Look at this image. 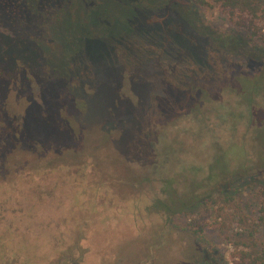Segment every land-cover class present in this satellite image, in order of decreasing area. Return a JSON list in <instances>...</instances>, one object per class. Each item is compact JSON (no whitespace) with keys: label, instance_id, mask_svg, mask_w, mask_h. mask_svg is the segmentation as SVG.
<instances>
[{"label":"rangeland","instance_id":"obj_1","mask_svg":"<svg viewBox=\"0 0 264 264\" xmlns=\"http://www.w3.org/2000/svg\"><path fill=\"white\" fill-rule=\"evenodd\" d=\"M32 2L20 31L0 27V201L20 216L0 225V264H233L236 248L264 249L252 166L264 98L239 85L261 73L264 44L191 0ZM190 88L203 98L187 94L182 121ZM222 161L215 188L234 200L203 208L209 186L191 202ZM23 166L82 168L76 204L66 185L37 196ZM167 197L190 203L171 220L148 211Z\"/></svg>","mask_w":264,"mask_h":264},{"label":"trees","instance_id":"obj_2","mask_svg":"<svg viewBox=\"0 0 264 264\" xmlns=\"http://www.w3.org/2000/svg\"><path fill=\"white\" fill-rule=\"evenodd\" d=\"M32 1L33 0H2V2H0V27L3 23L5 24V26H8L10 28L15 27L18 31H20L18 29L19 25L21 26L22 24H24V22H26L27 20L26 18L30 13L29 12L30 9L33 10L32 8L34 7L35 2ZM191 1L196 7L203 10L208 8H216L219 11V13L227 21L230 22V24H232L236 28L246 31L248 36L250 35V37H252L253 39H256L257 41L264 44V0H191ZM37 2H39V0H37ZM51 5L54 6V4H50L49 6L51 7ZM6 29L7 31L9 30L8 28ZM217 40H220V38L218 37ZM225 42L229 47H234L235 45V42L231 43V42H227V40ZM242 50L246 51L244 47L236 51L238 52ZM254 52L258 54V50H255ZM259 61H260L259 65L263 67L259 76L253 77L252 79L243 77L239 85L243 86V89L245 90L244 91L245 94L251 93L253 95V92L257 91L259 93V99H262L264 98V50L261 48H259ZM247 83H249L250 86H247L246 88L245 85ZM236 88L238 89V86ZM193 90L194 89L190 88L188 90L180 91L179 94L176 95L179 97L177 102L179 103V106H181L182 115H180L181 117L180 120L182 121H186L188 117L195 114V111L191 112V109L189 108L187 109V107H189L188 106L189 96L187 94L189 95L193 94L194 96H198V99L203 94L201 92L202 91L201 89L197 91L194 90L195 92ZM236 91L238 92V90ZM202 98L203 97H201V99ZM174 102L175 99L172 98L171 103ZM247 105L251 107L248 108V111L251 112L250 115H252V124H253L255 113L258 111L257 110L254 111L253 109L254 106L253 99L251 102L247 103ZM0 116L2 117L1 113ZM45 126L46 128L43 129L45 133L47 135L51 134L54 127L53 126L48 127L46 124ZM39 128L41 129V127ZM182 133L187 135L186 134L187 132L185 131ZM226 163H228V161H224V162L222 161L219 166L215 167V170L211 172V174L208 176V179L206 181H204L203 183H198L196 185L191 202L197 201L198 198L194 197L196 192L200 190L202 191L203 189L205 190L209 186H211L212 190L209 191L210 195L207 198L208 200L198 201V205L202 206L203 208L207 207L206 205L208 204V202L212 200H214L213 202L216 204L218 198L221 197H224V202L226 204L234 200L232 196H230L229 194L220 193L218 189L216 190L215 188L217 185H220L222 183V180L228 176V173L225 174L226 171L227 172L229 171L227 169ZM24 166H23L24 172L22 171L23 174L21 176H23L24 178H28L27 180L25 179L24 181L27 182L28 184H37L36 182L40 184L38 187V193L36 192L37 196H40L42 198L61 197L59 195H56L57 190H64L65 189L64 185H66L69 186L70 189L72 190V198L73 201L75 200L74 202L76 204V202L79 199L77 190L80 187V185H82L83 183L81 179H78L79 175L81 176V174L84 173V170L82 168L77 167L75 169V172L78 174V177H76V175L72 176L70 173H68L69 171L68 168L66 167L60 168L57 171H55V167H46L41 171L36 172L39 176L37 175L35 177H32L33 173L31 171H28ZM120 166L121 164L119 165V167ZM252 166H254L253 168L259 169V172L264 175V106L262 105L259 106V159L255 157ZM51 176L53 177L56 176V179L53 180V182L50 184L44 183L47 180L49 181V179L47 178ZM37 177L44 178V180H38L36 179ZM248 177L251 178V176ZM59 179H61V182L63 184L61 187H60V183L58 182ZM2 187L3 185H0V188ZM257 197H258V211H257L258 221L260 224L264 225V182H260L258 186ZM181 199L185 203H190V202H186L185 198L184 199L177 198V203L179 202L178 204L174 203L176 199L174 200V202L171 201L170 199L169 202H165V200L164 201L160 199L158 200V198H156V200L152 202V204L148 207V211L152 214L164 215L167 217L168 220H171L172 216L176 215L181 207H186L185 206L186 204L182 203ZM5 203L0 201V225L11 227L14 224L19 223L20 216L18 215V213H14L6 209ZM23 221H24V217H23ZM6 228L7 227L2 228L1 229L2 231L0 233H2ZM5 240L7 239L0 237V242L4 243ZM246 246L247 247L244 249L236 248L231 253L230 255L231 262H233V264H264V249L258 248L257 245L253 243Z\"/></svg>","mask_w":264,"mask_h":264}]
</instances>
